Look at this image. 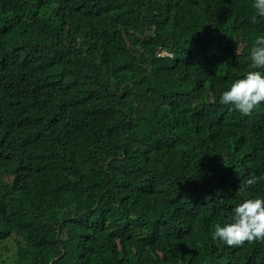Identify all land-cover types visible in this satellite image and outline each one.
I'll return each instance as SVG.
<instances>
[{"label":"trees","instance_id":"trees-1","mask_svg":"<svg viewBox=\"0 0 264 264\" xmlns=\"http://www.w3.org/2000/svg\"><path fill=\"white\" fill-rule=\"evenodd\" d=\"M252 3L0 0V264H264L211 238L264 200Z\"/></svg>","mask_w":264,"mask_h":264},{"label":"clouds","instance_id":"clouds-1","mask_svg":"<svg viewBox=\"0 0 264 264\" xmlns=\"http://www.w3.org/2000/svg\"><path fill=\"white\" fill-rule=\"evenodd\" d=\"M255 14L264 17V0H253ZM256 22V17H252ZM250 69L243 78L231 83L222 92L220 101L231 105L241 115L248 116L264 102V73L256 69L264 68V35L257 36L249 53ZM257 177L251 176L239 184V191L245 192L257 183ZM213 240L222 241L230 247L242 246L245 242L264 241V200L244 199L235 208L231 219L223 226L217 223L211 234Z\"/></svg>","mask_w":264,"mask_h":264},{"label":"rangeland","instance_id":"rangeland-1","mask_svg":"<svg viewBox=\"0 0 264 264\" xmlns=\"http://www.w3.org/2000/svg\"><path fill=\"white\" fill-rule=\"evenodd\" d=\"M14 249V248H13ZM13 251L11 250V251H6V252H4L3 250H0V253H2L3 255H6V254H10V253H12Z\"/></svg>","mask_w":264,"mask_h":264}]
</instances>
